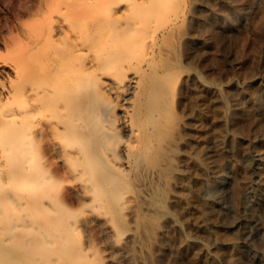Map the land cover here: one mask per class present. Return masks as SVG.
Listing matches in <instances>:
<instances>
[{
  "label": "rangeland",
  "instance_id": "rangeland-1",
  "mask_svg": "<svg viewBox=\"0 0 264 264\" xmlns=\"http://www.w3.org/2000/svg\"><path fill=\"white\" fill-rule=\"evenodd\" d=\"M41 2L0 0V60L10 57L3 38L15 31L18 16L37 23ZM183 2L154 56L155 70L163 72L154 149L125 173L114 161L98 167L114 177L104 185L57 182L33 200L37 184L12 186L20 198L0 207V264H233L235 257L249 264L243 250L235 254L242 249L240 234L229 223L241 213L250 176L247 152L254 144L264 154V0ZM4 70L1 80L13 77L10 68ZM175 75L182 77L177 91ZM190 122L196 124L200 166L187 168L180 184L174 170L181 167L179 140ZM153 168H161L154 183ZM220 169L228 174V187L221 204L204 213L209 225L203 231L194 191L198 179ZM251 211L264 219L259 204ZM206 238L215 241L210 249ZM254 244L264 253L263 232Z\"/></svg>",
  "mask_w": 264,
  "mask_h": 264
},
{
  "label": "bare ground",
  "instance_id": "bare-ground-1",
  "mask_svg": "<svg viewBox=\"0 0 264 264\" xmlns=\"http://www.w3.org/2000/svg\"><path fill=\"white\" fill-rule=\"evenodd\" d=\"M47 1L35 9L37 23L19 15L15 31L3 38L10 57L0 60V73L7 67L14 75L0 79V207L20 198L14 185L37 184L33 200L57 182H112L113 175L98 167L114 161L125 173L142 165L162 124L157 102L163 72L155 70L154 56L162 50L160 35L180 18L183 0ZM181 78H173L176 91ZM195 129L190 122L180 137L183 152L174 182L181 184L187 168L200 166ZM246 158L244 201L229 226L240 234L236 242L242 249L235 254L243 250L249 264H264V253L254 246L264 233V219L251 211L256 203L264 209V154L253 144ZM160 170L149 172L152 183L161 180ZM198 180L194 194L206 231L204 213L221 204L229 180L224 169ZM174 197L182 200L180 194ZM206 241V249L215 243ZM233 264L241 263L235 257Z\"/></svg>",
  "mask_w": 264,
  "mask_h": 264
}]
</instances>
